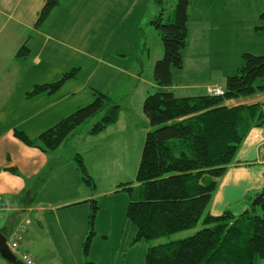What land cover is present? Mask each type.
I'll list each match as a JSON object with an SVG mask.
<instances>
[{
  "label": "rangeland",
  "instance_id": "rangeland-1",
  "mask_svg": "<svg viewBox=\"0 0 264 264\" xmlns=\"http://www.w3.org/2000/svg\"><path fill=\"white\" fill-rule=\"evenodd\" d=\"M159 1L61 0V4L53 9L41 27V31L52 36L48 50H51L53 58L54 54L58 55L55 60L60 78L58 81L65 76L69 77L70 74L74 75V79L65 78L55 97V100L57 98L60 100L58 105H60L61 120L76 112L78 108L89 105L94 101L96 93L101 92L111 99V103L120 106L122 121L118 130H114L113 127L101 133L102 135L98 134L94 146H90L89 139L93 134L89 131L104 117L107 110L104 109L96 117L90 118L72 132L51 160L50 167H46L48 172L44 179L47 177L50 184L42 187L33 181L31 185V188L34 187L33 191L41 192L49 201L53 200L50 193L53 185L66 177L67 180L62 184L67 182L68 194L72 191H80L84 195L92 196L91 200H95L98 205L94 220L95 237L89 253L85 254L84 243L82 245L77 242L75 248L72 247L74 262L71 253L60 245L67 242L62 241L58 226L56 241L58 239L61 241H57L58 248H56V243H53L48 236L45 224L39 223V219L35 216L36 212L27 213L30 225L22 242V249L31 254L28 259H32L33 264H79V260L81 264L87 262L102 264L101 262L107 259L109 260L107 264H116L124 260V254L127 255L132 247L134 249L131 253H134L152 245L184 239L196 234L202 228L201 221L194 229L154 239L151 242L140 241L133 245L136 230L126 217L131 200L128 190H125V187L121 188V185L136 181L145 136L149 128L143 113V101L148 90L150 94L156 91L154 67L156 61L161 60L165 55L163 42L152 21L162 13L164 23L173 22L178 0ZM226 1L190 0L188 45L182 49L183 67L172 70L173 84H213L216 83L214 79L217 82H224L220 75L234 76L243 66L244 59L240 56V50L246 45L245 39L217 38L216 19H221L226 14L243 16L255 14L264 7V0H238L239 9L234 6L228 9L227 13ZM89 30L91 34L83 35L86 32L90 33ZM222 33L218 32L220 35ZM8 36L9 34H5V37ZM72 37L83 40H76L74 43ZM39 39L40 36L34 34L28 46L25 45L28 50L33 49L34 54L38 49ZM227 42L230 46L228 54H225L220 44ZM44 57L47 58L48 55ZM102 62L122 67L126 74L121 75ZM259 81L263 80L258 79ZM204 91L205 88L201 90ZM93 120L98 121L93 123ZM27 130L30 134L35 132L32 129ZM111 132L113 136H110ZM142 133H145V136ZM39 143L45 147L42 142ZM76 154L85 159L84 166L91 178H94L95 189L89 188L80 172H77ZM60 169H63V172L56 173ZM55 173L56 177L53 179ZM50 177L52 179H49ZM65 187L66 184L62 188L64 191ZM93 192H95L94 196ZM72 198L73 195L70 194L68 200ZM7 199L14 201L13 198ZM17 202L21 208L20 202ZM232 210L238 215L243 209L240 204ZM51 215L48 216V224L50 228H54ZM29 243L33 248L32 251L28 247ZM118 253L120 254L117 258ZM127 258L129 259V256ZM3 262L11 264L0 257V264ZM257 262L264 264V259H259Z\"/></svg>",
  "mask_w": 264,
  "mask_h": 264
},
{
  "label": "trees",
  "instance_id": "trees-1",
  "mask_svg": "<svg viewBox=\"0 0 264 264\" xmlns=\"http://www.w3.org/2000/svg\"><path fill=\"white\" fill-rule=\"evenodd\" d=\"M60 2L46 0L38 26L49 18ZM189 3L190 0L177 1L173 22L164 23L162 13L152 21L163 42L165 55L154 67V88L157 89L152 94L148 90L143 101L149 128L136 181L121 185L128 190L131 200L126 217L136 230L132 244L173 236L196 228L202 221V228L194 235L149 247L144 264H257L259 259H264V189L251 197L248 208L238 215L229 209L213 216L209 205L217 190L218 179L235 162L249 131L264 127L261 103L228 104L254 96L261 89L258 79H264V54L256 56L245 52L244 64L238 73L227 77L223 95H212L207 91L191 97L174 95L168 87L172 85V70L183 67L182 49L188 44ZM26 50L29 52L24 45L18 56L28 55ZM73 76L70 74L65 78ZM65 78L36 85L29 95L55 93ZM104 109L107 113L89 131L98 135L117 123L122 111L101 92L96 93L89 105L78 108L36 139L21 131L15 134L30 147H41L39 142H42L45 151H54L74 130ZM75 156L85 184L95 189L94 178L84 166L83 157ZM97 211V202L93 200L88 221L90 231L83 245L86 255L95 237Z\"/></svg>",
  "mask_w": 264,
  "mask_h": 264
},
{
  "label": "crops",
  "instance_id": "crops-1",
  "mask_svg": "<svg viewBox=\"0 0 264 264\" xmlns=\"http://www.w3.org/2000/svg\"><path fill=\"white\" fill-rule=\"evenodd\" d=\"M45 3L46 0H0V202L7 198H13L21 205L20 211H6L0 216V231L5 234L18 232L20 225L28 219L27 213L34 214L36 212L35 216L39 219V223L45 224L48 236L53 243H56V248H58L57 241H61L60 239L56 241L58 226L62 241L67 242L60 245L71 253L73 258L74 246L77 242L84 243L90 231L88 221L92 210V196L84 195L80 191H72L70 194L73 195V198L68 200L70 194L67 191V182L65 191L62 189L65 185L62 182L67 180L66 177L53 185L50 192L53 200L48 201V198L41 192L33 191L34 187L31 188L33 181L42 187H47L50 184H48L47 177L44 179L48 172L46 167H50L51 160L63 144L57 150L45 151L42 145L39 148L26 145L15 134L19 130L26 133L29 138L36 139L61 121L60 105H58L60 100H58L59 98L55 100L58 91L52 94L44 92L38 95H29L34 86L55 83L59 78L55 63L58 55L54 54L53 58L51 50H48L49 44L52 43V36L41 31L44 24L37 25L39 14ZM238 5V0H227L225 12L227 13V10L234 6L240 7ZM263 14L264 7L255 14L244 16L226 14L225 17L216 19L218 22L215 35L217 38L245 39L246 45L241 47L240 56H243L245 52L254 55L263 54L264 19H261ZM218 32L223 33L220 35ZM5 34H9V36L5 37ZM34 34L40 36L35 54L33 49H29V54L26 57L18 56L20 49L24 45L28 46ZM89 34L91 31L83 35ZM76 40L83 39L74 38V43ZM220 45L223 53L228 54L230 43ZM44 55H48V57L46 58ZM100 62L99 60L98 63ZM102 63L121 75L126 74L122 67L106 62ZM220 76L223 77L224 82H217L214 79L213 81L216 83L213 84L184 83L180 85L172 83L168 88L177 97L199 96L205 94L206 90L213 86L224 89L228 76ZM261 80L263 81L258 82L261 89L257 94L245 99L230 101L228 104L236 106L261 103L264 107V79ZM204 88L205 91L201 92ZM56 105L58 106L56 107ZM97 121L93 120L92 122L96 123ZM121 121L119 115L118 122L106 130L113 127H115L114 130H118L121 127ZM27 129H32L35 132L30 134ZM142 134L145 136V133ZM98 136L93 135L89 139L90 146H94V140ZM110 136H113L112 132ZM234 161L228 166L227 173L217 181V190L209 205V212L213 216L221 215L240 204L244 211L249 206L247 205L248 200L264 189V127H255L249 131ZM58 172H63V169L56 173ZM77 172L79 173L78 169ZM56 173L53 179H55ZM43 189L46 190V188ZM94 193H92L93 196ZM47 201L48 204H46ZM54 202L57 204H53ZM50 214H52L51 222L54 228H50V224H48ZM28 245L32 251L30 243ZM147 248L149 247L131 253L134 249L132 247L127 255L124 254V260L116 264H144ZM119 254L116 255L117 258ZM72 261L74 262V258ZM108 261L107 259L101 263L107 264ZM3 264L5 263L3 262ZM79 264H81L80 260Z\"/></svg>",
  "mask_w": 264,
  "mask_h": 264
},
{
  "label": "built area",
  "instance_id": "built-area-1",
  "mask_svg": "<svg viewBox=\"0 0 264 264\" xmlns=\"http://www.w3.org/2000/svg\"><path fill=\"white\" fill-rule=\"evenodd\" d=\"M223 92L224 91L218 87H213L209 89V94L212 95H223L224 94ZM18 208L19 206L16 202H12L8 199L3 200L2 202H0V215L6 211L18 210ZM21 231H22L21 234H19L17 237H15L13 241H11L10 248L16 255H18L27 264H33V260L28 259L31 256L27 252H24L19 248L20 242L23 238V234L25 233V227H22Z\"/></svg>",
  "mask_w": 264,
  "mask_h": 264
},
{
  "label": "water",
  "instance_id": "water-1",
  "mask_svg": "<svg viewBox=\"0 0 264 264\" xmlns=\"http://www.w3.org/2000/svg\"><path fill=\"white\" fill-rule=\"evenodd\" d=\"M0 256L11 264H21L10 251L6 235L0 231Z\"/></svg>",
  "mask_w": 264,
  "mask_h": 264
}]
</instances>
